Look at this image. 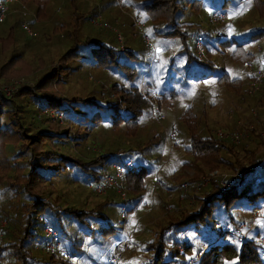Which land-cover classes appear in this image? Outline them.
<instances>
[{"label": "rangeland", "instance_id": "obj_1", "mask_svg": "<svg viewBox=\"0 0 264 264\" xmlns=\"http://www.w3.org/2000/svg\"><path fill=\"white\" fill-rule=\"evenodd\" d=\"M176 3L175 9L157 12L152 0H48L46 12L49 10L53 19L39 21L30 5L16 0H0V4L7 9L5 18L0 22V67L7 65L0 71V83L8 86L14 80H21L18 90H33L29 97L12 99L14 104L2 111L4 115L12 110L11 123L21 127L18 137L28 138L2 141L4 147H1L0 153L6 157H0V189H9L21 178L22 167L16 163L11 166L10 159L20 160L29 155L30 150L25 149L22 141L27 142L40 134L65 135L69 130V138L71 136L70 143L69 139H63L40 144L38 150L43 153V160L53 162L47 161L46 164L51 166L43 163L48 170L60 165L54 162L62 155L89 161L116 149L135 151L144 148L141 155L134 154L128 158L131 165L138 159L146 168L140 197L133 193L126 196L122 182L121 186L107 191L104 196H95L88 190L84 179L69 165L62 168L55 178L35 187V191L59 211H94L104 221L80 222L65 216L56 220L48 214L35 218L31 226L32 234L26 240L22 238L27 229L24 225L20 229L19 241L23 249L28 250L34 264H45L48 261L46 255L50 256L43 250L41 242L44 225L58 234L60 247L67 255L72 249L80 253L72 263L93 264L88 261L91 258L95 264H104L109 251L123 249L126 253L130 242L152 240L153 234L166 224L167 216L176 219L181 212L195 210V197L209 190L211 182L225 187L237 175L236 172L209 163L196 162L185 166L192 160L186 152L192 135H210L219 139V132H231L237 124H245L250 131L244 134L246 130L239 128L241 137L237 143L219 139L225 147L237 152L239 158L243 156V145L253 136L257 135L264 141V109L253 101L259 94L257 92L264 90V82L255 90L251 86L254 74L264 68V34L260 38L254 36L264 30V0H176ZM220 9L223 12H219ZM211 14L221 19L209 23L207 16ZM31 21L36 23L32 24V28L29 25ZM59 25L64 26L63 30L56 29ZM9 33L12 40L6 43ZM205 33L220 42L215 52H211L213 44L207 42ZM197 38L201 39L204 52V57L200 59L194 47ZM75 43L84 46L78 51L77 59L66 62L68 75L63 76L58 84L48 82L37 86L49 68L64 66L57 63L58 59ZM101 44L107 48L104 59L117 64L110 66V70L103 61L104 66L101 67L100 63H96L103 57L102 52L91 50ZM204 47L209 48L210 55H206ZM218 48L220 51H217ZM130 54L134 59H130ZM247 54L249 59L246 60ZM189 56L208 61L211 67L206 68L199 61L189 60ZM120 65L135 68L134 76L126 79L125 72L128 70L120 69ZM134 83L139 85L136 87H140L143 96L157 97L164 104L143 107L137 119L130 120L133 124L127 125L124 110L117 108L119 103L112 88L117 86L116 89L122 87L126 90L129 84ZM260 93L264 102V91ZM44 97L90 99L100 102L104 108L109 105L111 111L94 114L89 111L92 108H86L85 115L73 109L65 112V118H56V114L50 115L55 111L41 110ZM182 114L188 120L182 121ZM87 115H93V118L99 116V119L91 125L88 119L83 120ZM115 116L121 121L111 129L109 125ZM43 160L39 159L37 164L41 165ZM240 163V166H247L246 160ZM214 171L217 172L216 177L209 178V173ZM207 178L209 180L206 181ZM165 182H169L171 187L163 184ZM117 190L122 193V198ZM6 192L9 194L8 190ZM4 199L0 198V226L5 224L0 230L2 243L8 240L3 230L9 225L3 212ZM133 202L132 210L123 222L122 209ZM258 212L249 213L248 219L245 216L247 220H243L241 217L245 215V210L233 208L231 216L239 221L237 231L234 232L223 222L219 226L241 241L248 238L254 228L264 225V211L262 214ZM219 218L222 219V216ZM106 221L108 224L104 223ZM242 224L243 228L238 229ZM174 236L184 238L178 232ZM29 238H32L31 242ZM127 238L128 248L124 250ZM260 242L264 246V239ZM199 245L200 242L195 239L193 251ZM201 252L202 249L199 255ZM10 253L7 248V254ZM198 256L188 264H197ZM8 258L1 257L0 264H11Z\"/></svg>", "mask_w": 264, "mask_h": 264}, {"label": "trees", "instance_id": "obj_2", "mask_svg": "<svg viewBox=\"0 0 264 264\" xmlns=\"http://www.w3.org/2000/svg\"><path fill=\"white\" fill-rule=\"evenodd\" d=\"M16 1L20 4L30 5L31 8L34 9H32V11L35 18L37 17L39 21H45L47 18L53 19V16L49 15V10L46 12L48 0ZM152 2L154 4V10L157 12L175 9L177 4L176 0H152ZM218 11L223 12L221 9ZM32 24L36 25L35 21L29 23L31 28ZM63 28V25H59L56 29L63 30ZM263 34L264 30H261L254 36L260 38ZM204 37L207 42L210 41L213 44V48H210L211 52H215L216 46H219L218 44H220V42H216V40L212 39L207 33L204 34ZM201 39L203 40L204 38L201 37ZM7 40L9 41L6 43H10L12 40L11 33H9ZM205 44L206 42L203 43V46H205ZM83 46L84 44L80 45L78 43L72 45L70 49L58 59L57 63L61 65L64 64V66L49 68V71L41 78V82L40 84H37V86L41 85V83L46 84L48 82L60 83L59 81H61V78L67 76L69 73V68L66 66V62H70L75 58L77 59L79 57L78 51L82 50ZM93 49L102 52L103 57L96 61V63H100V67L104 66V64H102L103 62L106 65H109L107 67L109 70L111 69L110 66L117 65L113 64V62L108 59H104V57L107 56V48L104 47V45L101 44L99 47L95 46L94 48H91V50ZM204 49L206 48L204 47ZM208 49L209 48L205 50L207 56L211 53ZM217 51H220L219 48ZM108 55H111V53ZM248 56L249 55L247 54L246 60L249 59ZM130 59H134L131 54ZM190 59L203 63V66L205 65L204 67L206 68L211 67L210 62L208 61H200L193 56L191 58L189 56V60ZM119 67L120 69H125V71L128 70V72H125L126 79L128 78L129 80L130 77L134 76L135 68H130L127 65H120ZM4 68H7L6 64L0 67V71ZM235 81L236 80L232 81L231 85L234 84ZM129 86L130 87L126 90L122 87L116 89L117 86L112 88L113 95L115 94L117 96V102L119 103L117 104V108L119 110H124L123 117L125 124H133L130 120L137 119L136 116L140 113V110L143 107L148 108L155 105L159 107L161 104H164V102L157 97L143 96L140 87H136L139 86L136 83L129 84ZM263 91L264 90L262 89L259 90L257 96L254 98L251 96L250 98H253L255 104L264 109V102L261 101L262 96L260 93ZM32 92L33 90L30 88L19 89L11 96L12 98H5L0 94V149L1 147H4V143L11 138L14 140L28 138L18 137L21 127L15 126L11 123V115H14V113L11 112L12 110L6 111L4 115L2 114V111L5 107L14 104L12 99H19L25 96L29 97L33 94ZM158 96L164 98L160 94ZM44 98L41 110L55 111L60 113L64 118L65 112L69 110L72 111L73 109L79 110L80 113L82 112L81 114L85 115L87 113L86 108H92L89 111L94 112V114L99 111H111L109 105L104 108L100 105V102L91 101L90 99H79L74 97L67 100L63 98ZM112 111H115V107H112ZM93 115L90 117L87 115L83 120L85 121V119H88L91 125H94L95 121L99 119V116L93 118ZM75 116L76 114L73 115V117ZM109 117L112 118L111 115H109ZM180 119L186 121L188 120V117L182 114ZM119 121H121V119L115 116V119L111 120L109 127L111 129L115 128ZM80 122H82V120ZM72 123L75 124V120H72ZM77 126L80 129L79 124ZM190 133L192 134V132ZM68 134H70L69 130H66L65 135L44 133L38 135L37 138H29L30 140L27 142L23 140V146L26 147V150H30V154L24 159H10L11 166L14 167L16 163L22 167V174L21 178L11 184L12 186L9 189H0V198L2 199L5 197V210H3V212L5 219L9 224L7 225V228L3 230L4 237L8 240L5 241V243H2L0 240V258L9 257L7 259L8 263H35L30 257L28 250L23 249L22 243H19L21 237L20 229L23 228L24 225L26 226L25 229H27L25 230V233L22 234V238L26 240V237L32 234L31 226L34 225L35 218H39L43 214H48L56 220L62 216L75 221L79 220L80 222L90 220L98 222L102 219H99V215L94 213V211L86 212L83 210L76 211L69 209L59 211L58 208L49 205V203L41 197L37 191H35V187L38 184H42L51 178H55L58 172L66 167V165L72 166L78 175L84 179L86 185L95 183L99 181L101 175L107 171L112 164H123L134 154L141 155L144 149L140 148L135 151L131 149L125 151L122 149H116L112 153L106 152L104 155L94 157L89 161H82L80 159L70 158L68 155H62L58 157L56 162H54L55 164L60 165H55L53 168L51 167V170H48L49 168L44 167V164H46L47 161L50 163L53 162L50 160H43V157L41 156L43 153L38 150V147L41 146L40 144L42 143L51 144L52 140L59 142L63 139H66L65 141L69 139L68 142L70 143L71 136L69 138ZM255 140L257 141L255 142ZM2 141H4L3 144ZM33 142L37 144L32 145ZM223 144V141L213 138L210 135H192L190 138V145L186 148V152H188L192 160L186 163L185 166L189 164L192 165L196 162L209 163L211 165H216V167H223L224 169L236 172L237 175L234 179L229 180L226 187H220L214 182H211L209 190L204 191L201 195L195 197V210L181 212L180 216L176 219L167 216L166 224L153 234L152 240L148 242H130L129 249H126V253L122 254L119 261L115 264H188V262L191 260L193 261L199 255L201 249L202 252L200 253L201 255H199L200 257L198 256L197 264H264V246L260 242L264 239V225L254 228L252 234L241 241H238L229 235V230L225 231L219 226V223L223 222V224L228 225L230 229H233L234 232L237 231L236 228L239 221L231 216L233 208H243L245 210V215L241 217L243 220L245 219V216H247L248 219L249 213H257L259 211L260 213H258L262 214L264 211V141L260 140L257 135L253 136V138L247 143L248 145H243V156L241 158L238 157L237 152H234L228 146L225 147ZM3 155V153H0V157ZM4 157L6 156L4 155ZM228 158L232 159L229 160ZM39 159L43 160L41 161L42 164L44 163L43 166H41L42 164H37ZM241 160L247 161L246 167L240 166ZM142 165L143 164L137 159L133 161L129 168L123 170L122 189L126 196L127 194L133 193L137 194L136 197H140L139 193L144 189L142 177L144 173H146V168ZM47 166H51V164ZM163 184L167 185L168 188L171 187L169 182ZM251 186L255 187V189H250ZM6 190L9 191V194H6ZM19 197H22V199L20 200ZM26 200L29 201L27 202ZM17 202L19 203L15 204ZM133 205L134 202L131 206H126L122 211L121 219L123 222L126 218V214L132 210L131 207ZM221 216L222 219L219 218ZM83 217L85 218L83 219ZM224 217L226 220H223ZM102 221L104 220L102 219ZM104 223L108 224L107 221ZM176 232L182 233L184 238L181 239L174 236ZM195 239L200 242V245L196 251H193L192 243ZM29 240L31 242L32 238H29ZM25 245L27 247L29 242ZM70 245H72V243ZM7 248L11 250L10 254H7ZM112 252H117V250L109 251L106 254L104 264H106L107 257ZM79 254L80 253L77 254L75 250L72 249L71 252L68 253V258H66V260H61L54 259L45 253L46 257H48V261L45 264L56 262L59 264H77L76 262L72 263V260L74 258L76 259ZM88 261L95 264L91 258H89Z\"/></svg>", "mask_w": 264, "mask_h": 264}, {"label": "built area", "instance_id": "obj_3", "mask_svg": "<svg viewBox=\"0 0 264 264\" xmlns=\"http://www.w3.org/2000/svg\"><path fill=\"white\" fill-rule=\"evenodd\" d=\"M248 0H241V2H245ZM6 7L4 5L0 4V22L5 18L6 14ZM209 23H215L221 19L220 16H216L215 14H211L207 16ZM195 49H196V56L198 59L204 57V52L201 45V39L197 38L195 41ZM264 82V68L257 71L251 82L252 88L255 90L258 88L262 83ZM22 84L21 80H14L12 81L8 86H5L4 84L0 83V94L3 96H10L11 94H14L18 91V88ZM49 112V111H46ZM56 114V118H60L62 116L60 113L57 112H50V115ZM55 115V116H56ZM239 128H241V131H244V134H247L250 130H247L248 126H245V124L236 125L234 129H232L231 132H219L218 138L219 139H230L231 142L237 143L240 140V134H239ZM131 166V163L129 160L124 162L122 165L120 164H112L107 171H105L102 175L99 181L95 183L88 184V190L95 196H104L107 191L116 189V186H121L122 177H123V170L126 168H129ZM217 172H211L209 173V178L216 177ZM209 178L206 179L209 180ZM155 185H158V182H155ZM221 186H224V184H220ZM228 184H225V187ZM119 193V191L117 190ZM120 198L123 197L122 193H119ZM124 201V199H122ZM124 210V208L122 209ZM252 216H256L253 214ZM251 216V218H252ZM5 227V224L2 223L0 226V230H2ZM243 228V224L238 227V229ZM2 233L0 232V237ZM129 239L126 240V246L124 250L126 249L128 245ZM42 247L43 250H45L51 257L54 259H61V258H68V255L61 249L60 243H59V236L58 234L51 229L49 226L44 225L42 230ZM124 253L123 249L119 250L117 252H112L107 257L106 264H115L119 261L122 254ZM201 255V254H200ZM200 257V256H199Z\"/></svg>", "mask_w": 264, "mask_h": 264}]
</instances>
